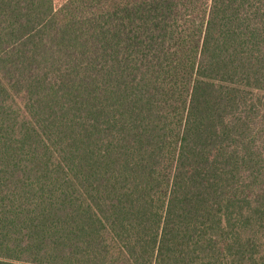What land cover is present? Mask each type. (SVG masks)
<instances>
[{
	"label": "trees",
	"instance_id": "obj_1",
	"mask_svg": "<svg viewBox=\"0 0 264 264\" xmlns=\"http://www.w3.org/2000/svg\"><path fill=\"white\" fill-rule=\"evenodd\" d=\"M0 264H264V0H0Z\"/></svg>",
	"mask_w": 264,
	"mask_h": 264
}]
</instances>
